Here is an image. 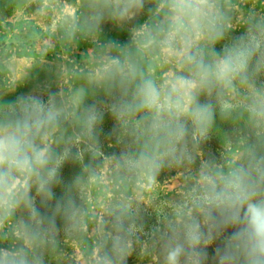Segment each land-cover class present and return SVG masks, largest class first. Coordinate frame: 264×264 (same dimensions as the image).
Here are the masks:
<instances>
[{"label":"clouds","instance_id":"9594fccd","mask_svg":"<svg viewBox=\"0 0 264 264\" xmlns=\"http://www.w3.org/2000/svg\"><path fill=\"white\" fill-rule=\"evenodd\" d=\"M20 6L45 20L65 51L80 40L94 47L81 62L59 66L58 90L46 100L4 99L29 70L0 88V264L65 256L57 218L64 238L82 246L80 264H126L144 234L143 206L158 220L150 236L157 264H208L213 246L212 264H264V10L248 0ZM141 16L127 43L102 40L106 21L123 28ZM106 111L119 155L102 151ZM217 118L233 130L220 159H204ZM68 162L81 171L57 199ZM165 169L183 173L175 195L145 196L143 185ZM105 179L114 195L98 213L87 192Z\"/></svg>","mask_w":264,"mask_h":264},{"label":"rangeland","instance_id":"374dc122","mask_svg":"<svg viewBox=\"0 0 264 264\" xmlns=\"http://www.w3.org/2000/svg\"><path fill=\"white\" fill-rule=\"evenodd\" d=\"M64 11H76L81 0H61ZM259 10H264V0H248ZM145 19L141 16L136 21L130 22L123 28L118 27L111 21H106L102 25L101 38L104 41H115L125 44L130 40V29L132 26ZM239 29L231 33L232 37L241 35ZM94 47L89 41L80 40L75 48L65 51L63 44L55 40L53 33H50L45 20L35 18L30 14V9L25 11L20 6V0H0V88H3L6 81L9 84L13 80L23 79L24 73L28 75L16 86L13 94L6 95L5 100H12L20 95L35 94L40 95L45 100L49 93L56 92L59 86L58 71L61 64L69 61L81 62L85 56H90L88 51ZM11 62L15 69V76L9 70L7 64ZM264 80V77H261ZM104 100V97H99ZM91 102V101H90ZM108 127H101L100 142L105 155H119L123 145L117 140L116 122L109 117ZM203 158L220 159V149L214 152L202 150ZM199 158L194 167H199ZM108 169V165H103ZM80 166L73 162H68L61 170L62 184L54 188L56 198H62L66 186L70 185L74 178L80 174ZM106 175V173H103ZM182 172L172 169L163 170L157 177L155 183H145L143 185L144 195L153 197L161 195L173 196L179 183L182 180ZM114 195L112 187L107 179L98 187L93 183L87 192L88 206L100 212L104 201ZM55 201H53V204ZM142 222L144 224V234L140 236V241L133 245V250L127 257L126 264H157V257L150 252L151 232L158 220L156 215L147 206H143ZM48 212L49 209H41ZM57 226L61 228L60 249L66 253L63 257H46L47 264H80L81 247L73 239H65L62 231L63 222L57 218ZM220 242L217 241V244ZM209 261L212 264L214 246L208 249Z\"/></svg>","mask_w":264,"mask_h":264},{"label":"trees","instance_id":"16d2710c","mask_svg":"<svg viewBox=\"0 0 264 264\" xmlns=\"http://www.w3.org/2000/svg\"><path fill=\"white\" fill-rule=\"evenodd\" d=\"M110 116L111 114L106 111L104 121L101 127L103 126V127L109 128L108 124L110 123L109 122ZM232 130H233V126L231 124L221 122L219 118H217L216 128L212 132L209 140L205 142L204 145H202V150L206 152H214L217 149H221L223 136L225 134H230ZM172 170H175V169H172Z\"/></svg>","mask_w":264,"mask_h":264}]
</instances>
